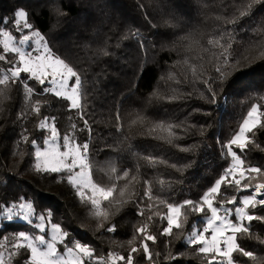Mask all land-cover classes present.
Returning a JSON list of instances; mask_svg holds the SVG:
<instances>
[{"label":"snow or ice","instance_id":"obj_1","mask_svg":"<svg viewBox=\"0 0 264 264\" xmlns=\"http://www.w3.org/2000/svg\"><path fill=\"white\" fill-rule=\"evenodd\" d=\"M104 7L105 4L98 0L96 8L101 14L94 15L91 24L100 28L108 25L110 31H115L116 22L110 15L102 14ZM259 7H264V0H197V8L204 19L218 25L209 33L194 28L186 30L189 17L187 5L178 3V0H158L160 22L151 23L155 30L153 34L163 39L172 38L174 50L178 45L189 54L173 65L181 70L184 80L178 79L176 72H169L167 79L176 85L199 82L205 89L200 94L201 98L215 105L218 95H222L229 86L230 78L243 73L245 66L251 67L264 61V14L257 16ZM53 11L57 18L67 15L59 5L54 6ZM30 15L24 5H19L11 17L0 18V24L4 25L0 27V62L8 65L0 67V116L10 110L7 105L13 99L11 93L15 90L23 100L15 122L25 120L31 113L39 118L36 130L49 134L44 135L41 147L38 146L40 137H33L27 127H23L11 154L19 156L23 162L27 153L19 151L20 144L30 143L35 149V163L32 165L35 173L66 174L56 182L66 180L87 217L96 221L95 231L101 236L119 231L122 214L132 212L141 219L132 224V236L127 241H118L114 235L109 238L117 248L127 246L126 255L111 249L105 255L98 253L91 242L71 238L69 231L59 223H51L50 219H47L50 229H46L44 214L38 215L39 222L33 224L31 217L34 209L30 200L21 198L20 203L11 207L0 203V216L4 219L11 221L19 216L39 233H51L46 238V235L22 230L12 236H4L0 240V264H139L137 257L141 252L147 264H160L161 253L153 252L148 242L156 244L161 236L182 241L188 249L173 253L172 239H169L165 242L166 253L162 257L165 264H180L182 259L198 260L199 264H245L242 258H248L254 264H264V257L254 256L244 243L255 238L264 245V238L252 231L254 221L264 224V215L259 214L264 210V180L260 179L264 178V165L251 163L247 156L250 147L264 151V146L257 139L264 132V95L251 103L238 130L226 142H220L221 148L226 149L222 155L230 157V162L199 199L176 201L171 197L165 198L154 189V184L159 183L163 190L165 181L149 180L141 174L139 165L135 169L122 168L112 158L97 159L101 152L113 150V145L106 143L103 148L94 150L89 142L95 129L86 108L87 80L71 59L67 56L62 58L50 48L46 37L29 21ZM9 23L11 28H7ZM55 27L52 26L53 29ZM14 32L20 34L18 39ZM237 33L248 36L247 42L237 46ZM138 34L131 33L133 36ZM121 39L127 40V36ZM145 47L144 43H140L142 50ZM103 55L108 56L109 53L104 51ZM145 67L141 65V73ZM170 92L171 95H163L156 87L149 93V102L172 103L184 98L178 88H171ZM191 95L187 93L188 97ZM60 102H65L61 108L69 113L75 112V117L68 116V131L62 137L57 127L59 117L43 115L41 111ZM78 121H83V124ZM122 121L123 117L117 110V133L124 129ZM147 122L146 115L136 112L134 116L130 114L128 128L131 130L138 126L153 139L169 144L181 139L175 130L182 125L160 121L147 127ZM78 131H87L89 140L78 142ZM203 131L201 128V134ZM61 139L62 144L58 143ZM192 148L180 147V150L191 151ZM141 159L151 167L168 165L166 160H158L152 155ZM168 166L176 171L183 170L176 164ZM96 173L100 174L99 179L94 178ZM229 190L234 194H229ZM51 216L49 211L47 217ZM190 216L200 217L202 223L197 224L193 220L189 228ZM158 221L161 224L166 222V226L156 231ZM58 245L64 246L62 252Z\"/></svg>","mask_w":264,"mask_h":264},{"label":"trees","instance_id":"obj_2","mask_svg":"<svg viewBox=\"0 0 264 264\" xmlns=\"http://www.w3.org/2000/svg\"><path fill=\"white\" fill-rule=\"evenodd\" d=\"M99 2L105 4L102 14L110 15L116 22L115 31H110L108 25L100 28L91 24L93 16L101 14L96 8L98 0H0V18L11 17L15 8L24 5L31 13L29 21L33 23L35 30H39L46 37L50 48L62 58L67 56L71 59L87 80L86 108L90 122H94L95 131L90 140L87 131H78V142L89 140L94 150L103 148L106 143L113 145V150L101 152L97 159L112 158L117 160L122 168L135 169L139 165L141 174L149 180L165 181L163 190L159 183L154 184L155 191L165 198L171 197L176 201L186 198L198 200L230 162V157L222 155L226 149L221 148L220 142H226L232 133L238 130L239 123L251 103L257 102L258 97L264 95V61L256 62L251 67L245 66L243 73H237L230 78L229 86L224 89L222 95H218V102L215 105L210 104L201 98L200 94L205 89L199 82L176 85L167 79L169 72H176L177 78L184 80L181 70L174 68L173 65L189 54L178 45L174 50L172 38L163 39L153 34L155 30L151 23L160 22L158 0H99ZM178 3L188 6L186 30L194 28L200 32L210 33L218 27L206 21L199 13L197 0H178ZM56 5H59L61 11L67 15L57 18L53 11ZM260 14H264V7H259L257 16ZM53 25L56 26L54 29ZM0 27L4 25L0 24ZM11 27L9 23L7 28ZM133 32L139 34L133 36L131 35ZM14 35L18 39L20 34L14 32ZM125 35L127 40L121 39ZM248 39V36L237 33V46L241 42L246 43ZM140 43L145 44L144 50L140 48ZM104 51L109 55L104 56ZM142 64L146 67L141 73ZM0 67L6 68L8 65L0 62ZM161 77L165 79L161 80ZM191 79L189 75V80ZM156 87H159L163 95H171L170 89L178 88L179 92L184 94V98L172 103L155 100L149 102V93ZM217 90L219 93V88ZM187 93L192 95L188 97ZM11 95L13 99L7 105L10 110L0 116V203L10 207L20 203L21 198L30 200L33 204L34 218L44 214L46 221L50 219L51 223H59L70 232L71 238L91 242L98 253L103 252L106 255L111 249L126 255L127 246L123 249L117 248L109 238L114 235L118 241H127L132 236V224L141 218L135 217L132 212L122 214L119 231L116 234L104 233L101 236L95 231L96 221L87 217L85 209L66 180L63 183L56 182L66 174L35 173L32 170L35 149L30 143L20 144L19 151L27 153L23 162L19 156L11 154L23 127L26 126L33 137H40L38 146L41 147L44 135L49 134L36 130L39 118L31 113L25 120L15 122L23 100L15 90ZM250 97L252 99H249ZM45 98L52 99L50 96ZM62 103L65 102L54 103L52 107L41 109L43 115L59 117L57 127L61 137L68 131V116L75 117L74 111L69 113L61 108ZM117 110L123 117L124 129L121 133L115 131ZM136 112L148 117L147 127L160 121L182 125L175 130L181 139L169 144L164 140L153 139L138 126L130 130L128 128L130 114L134 116ZM78 123L82 125L83 121ZM201 128L204 129L203 134L200 132ZM257 139L264 146V132L260 133ZM58 142L62 144V139ZM176 145L195 147L191 151H181ZM146 155L166 160L168 165L176 164L183 170L176 171L165 164L151 167L141 159ZM247 156L251 163L264 165V151L250 147ZM185 165L190 167H184ZM99 177L100 174L96 173L94 178ZM229 194L234 193L229 190ZM49 211L52 212L50 218L47 217ZM259 214L264 215V210L259 211ZM193 220L197 224L202 223L200 217L190 216L189 228ZM162 226H166V222L161 224L158 221L154 230L158 231ZM22 230L38 234L29 224L6 221L0 216V240ZM252 231L260 238H264V224L254 221ZM43 235L48 238L46 233ZM169 239H172L173 253L188 251L182 241L158 237L156 244L148 243L153 252L161 253L160 264H165L162 257L166 253L165 242ZM244 243L248 250L254 252V256L264 257V245L255 238ZM63 248V245H58L61 252ZM137 259L139 264H147L142 252ZM242 259L245 264H254V261L248 258ZM180 264H199V261L182 259Z\"/></svg>","mask_w":264,"mask_h":264},{"label":"rangeland","instance_id":"obj_3","mask_svg":"<svg viewBox=\"0 0 264 264\" xmlns=\"http://www.w3.org/2000/svg\"><path fill=\"white\" fill-rule=\"evenodd\" d=\"M26 48H27V46H26ZM59 143V142H58ZM61 151H63V148H61ZM11 207V206H10ZM17 211H19L18 209H17ZM31 220L32 221H34V223L33 224H35V223H38L39 221H38V219L37 218H34L33 216L31 217ZM6 221H8V220H6ZM10 222H17V223H21V224H28L26 221H23L22 219H20V217L19 216H16V217H14L13 218V220H11ZM46 229H50V224H48L47 223V221H46ZM36 230V229H35ZM37 231V235H42L43 233H39V231L38 230H36ZM47 234V237H50V231L49 232H47L46 233Z\"/></svg>","mask_w":264,"mask_h":264}]
</instances>
